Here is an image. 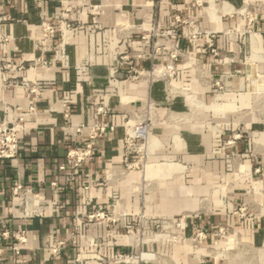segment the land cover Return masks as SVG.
Masks as SVG:
<instances>
[{"label": "crops", "instance_id": "1", "mask_svg": "<svg viewBox=\"0 0 264 264\" xmlns=\"http://www.w3.org/2000/svg\"><path fill=\"white\" fill-rule=\"evenodd\" d=\"M202 2L199 6L195 0H0V35L6 38L0 43V56L15 65L38 57L42 18L67 17L83 23L63 48L57 37L49 42L48 68L0 72V122L9 108L8 121L22 117L25 127L17 157L0 160V234H8L0 242V264H73L77 254L85 264H102L100 257L138 251L123 226L135 222L139 197L132 187L141 178L120 174L121 140L124 124L146 117L152 128L144 178L158 180L156 191L145 197L146 213L175 217L202 212L188 220L183 241L143 245L142 250L152 254L144 264H264V217L241 220L220 205L225 195L235 202L252 196L264 206V126L259 118L264 113V0ZM94 6L98 10L93 16ZM176 15L194 23L178 26L175 40L158 38L160 49L153 53L148 36L154 29L175 28ZM197 29L215 36H199L194 48L182 37ZM174 45L183 54L170 82L174 95L170 97L161 80L149 84L126 79L131 65L148 74L152 64L170 63L169 48ZM211 49L220 55L214 57ZM123 55L134 58L121 61ZM3 79L35 84L39 93L32 95L25 86L3 90ZM93 94L106 111L101 120L115 130L94 140L92 156L72 171L66 164V148L87 144L88 130L76 135L73 128L92 124ZM149 99L154 107L148 112ZM237 118L246 122L258 143L259 158L247 157L245 140L232 141ZM232 154L246 158L235 174L229 173ZM17 183L47 206L42 214L25 216L17 208L18 200L10 193ZM223 184L232 189L214 194L212 189ZM205 197L208 202L203 203ZM96 210L128 216L120 219L117 230L78 224L77 216ZM219 225L225 226L227 236L218 234ZM17 230L27 236L18 255L11 250ZM196 230L207 234L199 250L189 241ZM80 233L99 245L88 244ZM143 235L157 236L151 230ZM59 241L63 245L54 255L49 248Z\"/></svg>", "mask_w": 264, "mask_h": 264}, {"label": "built area", "instance_id": "2", "mask_svg": "<svg viewBox=\"0 0 264 264\" xmlns=\"http://www.w3.org/2000/svg\"><path fill=\"white\" fill-rule=\"evenodd\" d=\"M158 2H164L167 0H157ZM195 3L199 6H202V0H195ZM66 8V7H65ZM66 10V9H65ZM98 10L97 6L92 7L93 16ZM68 11V10H67ZM245 15L249 21L252 20V17L248 12H245ZM194 21L184 18L180 15L174 16L175 28L172 29H154L152 33L148 36L153 40L152 52L156 53L160 49L158 46V38L168 37L171 40H175L177 37L176 28L180 25H190ZM83 27V23L79 20H73L67 17H61L57 20L52 18L44 17L40 22V32L36 38L37 51L39 53L38 57L32 62L27 64L15 65L10 61L5 60L0 56V72L4 73L11 69L21 70H34L38 67L48 68L50 66V61L45 57L49 49V42L53 40L54 37H57L59 40L58 47L63 48L65 45V40L69 36L74 35ZM201 35H208L210 37L215 36L213 31H205L202 29L193 30L187 35H183L182 39H187L191 45L196 48V41ZM6 41L2 35H0V43ZM211 55L214 57L219 56V52L215 49L210 50ZM183 54L180 52L179 48L171 46L169 48V57L171 62L166 64H152L151 70L148 74L143 73L142 71L136 69L134 66L129 67L126 79L131 82H141L146 81L151 84L156 80H161L165 83L166 88L168 89L170 97L174 95V90H172L171 80L175 77L177 69L175 67V62L182 58ZM136 57H141L140 54H137ZM134 56L123 55L121 61H130ZM249 57L244 58V62L248 60ZM227 72H222V74ZM228 74V73H227ZM258 79V75L254 77ZM217 89L222 90V85L219 81L215 82ZM18 86H25L28 88V91L32 95H37L39 90L35 84H30L27 81L18 80V79H3L2 88L3 90L9 88H15ZM96 95L93 94L91 97L90 103L93 106V122L92 124L86 126L80 124L74 127V132L76 135L80 134L83 130H88V142L85 146L79 145H68L66 148V164L69 170H77L81 164H83L87 159H89L93 154V145L94 140L102 138L107 132H114V126L107 124L101 120V116L106 114L103 106L95 103ZM154 107L152 100H148L147 111H151ZM9 108L4 111V118L0 122V160H11L17 157L19 151V141L20 135L25 130L24 120L22 117H19L13 121H8ZM152 123L148 117L132 120V122L123 125V137H122V148H123V157H122V167L120 174L124 176L125 172H129L137 168L138 163L135 161L137 157L143 156L147 151V142L148 137L151 135ZM146 149V150H145ZM103 185L102 183H100ZM10 193L13 198L18 200L17 208L21 209L22 213L25 216H34L42 214L46 207L43 204H40L37 199L34 197L31 189L25 187L21 183H17L10 188ZM128 215L124 212L120 214H111L105 210H96L88 214H80L77 216V222L81 226L87 225H98L106 226L110 230H117L121 227V218H125ZM199 214H190V215H180L176 217H158V216H149L144 212H138L135 214L134 224H125L124 230L125 233L133 238L135 248L138 249L137 252H116L111 254L108 257H100L98 260L102 264H144L152 258V254L146 253L142 250L143 245L148 243H155L159 241L165 242H181L183 241V231L188 226V220L197 218ZM145 230H151L156 233L157 236L152 239H147L144 237L143 232ZM218 234L225 236L227 231L225 228L219 227L217 230ZM83 237L88 244L92 246H98V241L90 236L85 234H79ZM8 238L7 233L0 234V242ZM14 244L11 246V250L18 255L20 253V248L26 244L27 236L24 230H17L14 235ZM207 239L206 232L202 230H196L189 238L190 244L194 250H199L205 240ZM63 245V242L59 241L55 246H51L49 250L52 254L58 255L60 252V247ZM73 264H85L83 258L80 254H77L74 258ZM204 264V263H203Z\"/></svg>", "mask_w": 264, "mask_h": 264}, {"label": "rangeland", "instance_id": "3", "mask_svg": "<svg viewBox=\"0 0 264 264\" xmlns=\"http://www.w3.org/2000/svg\"><path fill=\"white\" fill-rule=\"evenodd\" d=\"M257 81H259V79ZM257 81L255 83H257ZM253 113L257 115V112L255 111V109H254ZM237 115H239V113ZM259 118H260V120L264 126V113ZM236 139L245 140L246 142H248V144H249L248 148L249 149L246 153L248 158L254 160L255 158L260 157L259 152H258V145H257L258 143L255 141V138L252 137L251 131L247 127L246 122L242 121L239 118H237V121H236V130L233 133L232 141H234ZM148 156H149L148 152L146 151V153H144L143 156L137 157V159L135 160L138 163V165L136 166L137 168H134V170H131L129 172L126 171L124 173L125 175L123 177V178H127L129 173L130 174L135 173L138 176H140L141 181L139 183H135V185H133L132 189L134 190V192H136V194L139 197L137 210H138V212H144V213H146L145 201H144L145 197L148 196L150 193H153L156 191V189H157L156 184L158 182V180H146L144 178L145 172H146V166L148 164ZM229 157H230L229 158L230 163H228L229 169H230L229 173H234V174L238 173L237 172L238 164L241 163L242 160L246 159V158L242 157L241 154H239L238 156L235 154H232ZM261 168L264 170V163L262 164ZM231 189H232V185L223 184L221 186H216L215 188L212 189V191L214 194H217L218 196H220L219 194H222V193L226 194ZM201 201L203 203L206 201L208 202V198L207 197L202 198ZM118 204H121V203L118 202ZM220 205L223 206V208L225 209V211L227 212L228 215H234L237 218H240L241 220L254 219L258 216L264 217V206L258 204L252 196L247 197L242 202H235V201L229 200L227 198V196L224 195V197L220 201ZM210 207H211V205H210ZM201 212H202V210L192 211V212H183V213L179 214L178 216L190 215V214H200ZM219 227L225 228V226L219 225L216 227L217 230ZM225 236H227V234Z\"/></svg>", "mask_w": 264, "mask_h": 264}]
</instances>
